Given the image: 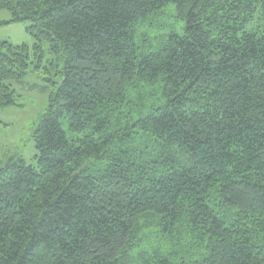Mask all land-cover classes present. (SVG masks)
I'll return each instance as SVG.
<instances>
[{
	"label": "trees",
	"instance_id": "trees-1",
	"mask_svg": "<svg viewBox=\"0 0 264 264\" xmlns=\"http://www.w3.org/2000/svg\"><path fill=\"white\" fill-rule=\"evenodd\" d=\"M170 3L183 34L142 53L136 24ZM0 11L35 39L0 40V110L15 85L48 99L37 166L0 165V264H264V0Z\"/></svg>",
	"mask_w": 264,
	"mask_h": 264
},
{
	"label": "rangeland",
	"instance_id": "rangeland-1",
	"mask_svg": "<svg viewBox=\"0 0 264 264\" xmlns=\"http://www.w3.org/2000/svg\"><path fill=\"white\" fill-rule=\"evenodd\" d=\"M12 19L8 11H0V40L13 45L27 44L33 46L35 39L27 32L30 23H9ZM185 22L176 18L174 4H168L156 16L138 22L135 26V40L141 52H153L171 33L183 34ZM46 61L51 59L49 45L44 44ZM43 71H36L31 65L25 79V85L44 86ZM24 85V86H25ZM17 105L0 110V165H5L13 159L23 160L27 165L37 166V150L33 133L39 124L41 116L48 106L47 96L28 92L21 85H15ZM68 130V127L65 126Z\"/></svg>",
	"mask_w": 264,
	"mask_h": 264
}]
</instances>
